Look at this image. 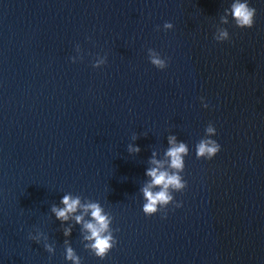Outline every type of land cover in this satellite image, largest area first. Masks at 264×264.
I'll return each mask as SVG.
<instances>
[{"label":"water","instance_id":"water-1","mask_svg":"<svg viewBox=\"0 0 264 264\" xmlns=\"http://www.w3.org/2000/svg\"><path fill=\"white\" fill-rule=\"evenodd\" d=\"M232 2L0 0V264H264V0L251 28L221 23ZM210 123L220 151L198 159ZM170 136L181 206L145 216L151 161L177 171ZM64 195L108 218L103 258L90 211H51Z\"/></svg>","mask_w":264,"mask_h":264},{"label":"clouds","instance_id":"clouds-1","mask_svg":"<svg viewBox=\"0 0 264 264\" xmlns=\"http://www.w3.org/2000/svg\"><path fill=\"white\" fill-rule=\"evenodd\" d=\"M255 8L250 7L247 0H233L230 7L225 10V15L221 17V23H228V16L232 17L236 27L239 28H251L254 23ZM164 29H170L173 25L169 22L163 24ZM213 39L217 42H223L229 39V33L226 29H220L218 34L213 35ZM149 61L157 69L163 70L167 67L166 59L161 58L160 54L152 49L148 50ZM104 63L103 60L97 62L98 64ZM203 100V98H201ZM203 107H208L207 104H203ZM206 136L202 138L196 144V157L204 158L206 160L212 159L219 151L220 145L213 139L208 138L215 135L216 130L210 123L205 128ZM170 147L166 151L165 155L169 158V168L177 170L169 172L161 170L159 162L153 159L151 163L156 164L157 167H153L147 170L146 175L151 178V182L141 189L146 203L143 204V213L145 216H151L158 212V206H166L172 202L173 206L178 208L180 203L174 201L173 196L170 194V189L175 192H182L187 182L182 180L179 175L180 171L184 169L183 156L187 154V147L185 143H177L175 137L170 136L168 138ZM129 151L138 152L139 148H133L129 145ZM154 155V154H153ZM155 186H159L160 190L153 192L151 189ZM63 205L62 208L53 206L51 211L55 214L58 220L66 221L69 216L77 211V208H82L83 213L90 211L93 222L84 223L83 227L90 233L85 239L93 241L91 244L92 250H94L96 256L103 258L109 249L113 248L117 243L113 240L111 233L107 235L104 233L108 230L109 220L102 214V209L96 203H89L81 205L79 198H72L69 195H64L60 201ZM83 213L75 217L77 223H80L83 219ZM166 216V211L162 214L161 218ZM69 230H65L64 235L67 236ZM29 239H32L29 236ZM46 250L51 252V248L46 246ZM66 259L72 260L74 264H79V258L76 257L71 248L66 249Z\"/></svg>","mask_w":264,"mask_h":264}]
</instances>
